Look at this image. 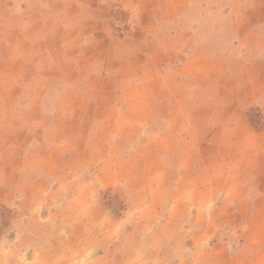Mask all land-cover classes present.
Masks as SVG:
<instances>
[{
  "label": "rangeland",
  "instance_id": "rangeland-1",
  "mask_svg": "<svg viewBox=\"0 0 264 264\" xmlns=\"http://www.w3.org/2000/svg\"><path fill=\"white\" fill-rule=\"evenodd\" d=\"M68 10V53L3 57L30 67L0 70V264L102 254L128 264L131 253L202 264L204 227L225 226L233 252L264 236V0H68ZM230 119L228 148L217 130ZM96 124L117 125L118 160L84 196L83 177L104 173L106 150L86 147Z\"/></svg>",
  "mask_w": 264,
  "mask_h": 264
},
{
  "label": "crops",
  "instance_id": "crops-1",
  "mask_svg": "<svg viewBox=\"0 0 264 264\" xmlns=\"http://www.w3.org/2000/svg\"><path fill=\"white\" fill-rule=\"evenodd\" d=\"M84 10L86 11L85 14H87L86 18H84L87 20L86 24L91 25L98 17L95 16L96 14H88L87 12L89 10L86 8H84ZM70 12L71 10H68V0H0V70L14 69L16 67L18 69H27L30 67L26 64V61H20L18 64H10V61L8 63L3 61L5 53H19L22 55L27 53H68L69 41L67 37L69 36V32H71L72 26L70 22L73 18L69 16ZM53 16L56 19L60 18V20H62L61 26L58 24L48 26L45 23V21L52 20L51 18ZM238 18L239 17L235 18V20L237 21ZM260 27H264V22L260 24ZM90 32L89 29L88 32L83 31V35H89ZM252 40L253 39H251V42ZM63 42L65 43L62 44ZM249 47L250 45L248 46V44H239L233 48L236 52L244 54L243 52H251V48ZM256 53L260 55L264 54V48H258ZM0 82L3 83L6 81L0 79ZM214 85L215 83L209 82L200 92L206 93L209 91V94ZM259 88L260 93L258 95L264 102V82H260ZM235 131L234 119L227 120L220 124L217 132L224 146L229 148L233 145ZM89 133L91 138L86 147L91 151H97V147H99V150L106 151L101 153L102 156L100 160H98L99 164L103 165V175L96 178L92 174L83 177L85 182L83 189L84 196H91L96 186L94 182H97L99 179L107 180V178H109L108 175H112L111 163L113 160H115V162L118 160V137L116 136L118 129L116 124H106L104 126L103 124L102 126L96 124L90 128ZM107 133L110 135L116 133L114 134L115 138L112 139ZM29 162L32 163L33 160ZM216 162H221L223 165L226 164L225 166L227 167L231 163V160H219ZM33 169L35 170L33 171ZM37 169V167H29V170L25 172V174L28 173L32 176L34 174L38 175L34 178L31 177L35 182L41 179L39 176L40 173L36 172ZM56 173L57 172H50V175H56ZM41 176L45 178L46 175L42 174ZM224 228L225 226H219L218 229L222 231V233L217 236L213 229L209 231V229L204 227L206 233L212 235L213 240L211 247L202 248L201 253L203 255L200 258L202 264H264V236L258 238L243 236L242 251L233 252L234 240H232V238L226 240ZM176 249L177 246L173 245L171 250L176 254V260L180 261L181 255L180 252L176 253ZM105 257L107 256L102 254L96 256L94 260H92L102 264L101 261H104V259H106ZM143 259L144 256H140L139 253H131L126 256L125 260L129 262L128 264H138L140 261H143Z\"/></svg>",
  "mask_w": 264,
  "mask_h": 264
}]
</instances>
